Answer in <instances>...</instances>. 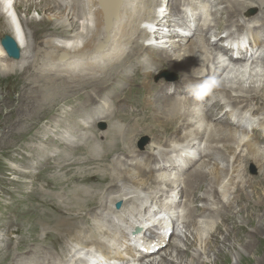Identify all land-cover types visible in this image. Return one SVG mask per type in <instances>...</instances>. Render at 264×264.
<instances>
[{
    "label": "bare ground",
    "instance_id": "bare-ground-1",
    "mask_svg": "<svg viewBox=\"0 0 264 264\" xmlns=\"http://www.w3.org/2000/svg\"><path fill=\"white\" fill-rule=\"evenodd\" d=\"M37 1L0 0V24L2 26L0 39L9 36L19 53L17 59L8 57L0 43V81L11 80L13 84L15 82V85L19 86V91L16 90L19 98L15 101H13L14 98L11 99L6 95L7 90L3 85L0 87V156L3 158L6 155L4 150L7 147L4 144L6 140H10L8 143L10 149L21 146L25 152L30 150L29 154H32V149L36 150V147L50 145V142H59L58 135H55L56 138H54L51 131L46 128H67L72 133L68 135L73 141L62 143L64 148L62 147L63 149L58 152L55 150L56 153H60L53 160L54 163L52 162L55 166H63L60 170L61 174L55 173L50 178L54 183L50 179L44 182L45 188L48 185H52L53 188L63 187L62 192L54 193L52 196L69 201V204L63 201L67 207L73 206V208L68 207L64 212L81 214L84 211L86 214L93 215H87V223H91V218L95 217L101 218L105 224L108 221L112 222L114 226H118V222H121L122 229L126 231V226L129 225L131 218L142 212L141 209H138L142 202L149 201L151 205L155 206H157L156 203H159L155 214H159L163 209L165 211L164 221L171 225V230L179 223L181 226L179 231L183 235L184 242L183 239L172 241L169 248L157 253V250H154L155 247H151V245L158 246L160 243H164L170 234L164 232L160 235L150 229L147 230L148 240L135 241V247L128 245L131 249L140 247L145 253H139L136 258L135 254L127 252V256L136 261V264H191L195 260L197 264H210L206 259H203L206 248L212 241L208 235L212 236L220 227L216 226L215 232H211L212 225L196 223L197 214L200 216L215 214L217 218L224 220L225 216L232 215L235 210L234 202L239 197L238 193L242 195L243 200L249 198L242 189L243 185L249 184L248 179H244V181L240 180L237 194L231 200L227 197L230 201L225 199L228 211L222 213L221 209L214 211L207 208L209 207L208 203L219 204L216 203L217 200L224 201L227 194L226 190L224 192L223 188H220L229 174L228 165L230 159L234 157L233 146L242 145L246 158L261 164L263 168L260 169V172L264 174V135L260 134L257 137L256 134L239 133L233 126L226 125L224 104H221L219 100L211 102L212 98L219 99L221 97L223 101L227 100L226 104L233 107L230 110L231 115L239 112L241 116L246 114L248 119L251 114H255V111L250 105L251 101H247L245 97L260 96L264 99V63L253 65L255 64L252 59L254 55L248 56L246 54L247 47L244 45H239L238 49L245 48V54L242 52L241 57L233 58L230 60L232 62H225L228 52L221 45L222 35L218 32V30L229 26L227 21L229 19L234 28L233 34L245 33L248 13L243 11L248 8L247 3H244L246 1L213 0V3L206 2L211 8H216L212 12L209 11L212 17L215 16V23L216 14L227 15L224 22H220L214 32L208 26L198 25L199 17L196 14L198 6L207 7L200 5L204 2L203 0H121L117 17L111 19L108 30L105 29L103 12L98 0H42L40 3ZM255 1L260 3L258 7L264 9L263 0ZM222 4L224 6L220 9L219 6ZM181 5L188 6L192 12H195L190 15L188 22L182 21L184 13L180 9ZM243 8L245 9L243 10ZM12 10L14 21L10 18ZM22 13L24 18L21 16ZM221 24L223 26L220 27ZM260 25L264 29V17L261 18ZM258 27L259 25H256L253 29ZM180 31L182 34L178 33ZM211 32L213 34L207 37L206 35ZM203 34L205 35L203 36ZM106 37L108 38L106 39ZM246 38L248 41L243 36L233 39L236 43L247 42L249 44L251 42L255 47L264 44L257 38L253 40ZM100 44L101 46H99ZM61 54L66 57L59 59ZM219 54L224 55V59H220ZM231 64L234 65L231 66ZM159 67L164 72L174 73L178 79L175 78L176 81L163 80V83H158L157 87L153 89L152 86H148L146 79ZM247 67L249 77L260 75L258 81L252 79L243 81L241 74L246 71ZM162 70L154 78L162 76L160 78L162 79L165 75L162 74L164 73L161 72ZM259 71L260 73H258ZM136 72H141L145 78L141 84L144 97L137 110L142 111L143 114L149 113L146 115L152 124V130L147 131V138L152 144L149 149L153 151L161 149L158 153L160 156L158 155L159 158H156L149 152L145 157L143 153L124 148L120 153L123 157L129 158V161L121 159L118 152L116 154L118 157L112 155L111 164H100L99 162L107 160L118 148L113 149L114 146H117L114 138L120 133L119 135L113 134L111 123L107 126L106 132L95 129L94 124L96 122L98 124V121L102 119L108 121L113 116L116 117L118 108L130 105L125 102V97L122 98L123 87L130 86L131 81L137 79ZM110 85L113 88L109 89ZM211 88L213 89L210 91ZM208 92L215 93L216 96L209 98ZM187 93L191 95L190 98L186 96ZM193 93L197 96H194ZM73 96L76 97L72 98V107L68 111L69 108L65 109L66 104ZM82 97L84 100L76 104V101ZM204 97L206 99L202 100ZM102 101L110 103L108 109H105L107 106L100 105ZM206 101L208 102L206 103ZM11 102L12 104L17 103L19 106L13 107ZM208 103H211V106H207ZM59 111L64 114V118L55 124ZM47 113H51L49 119H45L44 114ZM86 115H89L91 120L89 122L86 120L87 125L86 123L85 125L80 124L79 118L84 119ZM41 121H43L42 125ZM18 123L21 125L15 128L14 126ZM33 125L39 135L31 136L29 141L23 142L22 139ZM138 125L144 127V124ZM121 126L119 125V127ZM119 127L116 128L119 129ZM261 129L263 130V126ZM79 130H84L83 136V132L75 133V131L80 132ZM133 133L135 132L131 131L130 134H125L126 142ZM162 134L163 136H161ZM99 136L106 142L98 143L99 145L94 143L99 141ZM202 142L204 147L199 148ZM82 143L87 149L85 152L77 146ZM221 146L225 147L227 152L221 149ZM102 148L106 153L105 156L100 151ZM239 149L241 148L239 147ZM188 151L194 153L193 157L188 154ZM169 153L171 154L169 155ZM172 153H176L174 157H172ZM227 153L230 157H227ZM51 155L48 151L37 150L32 156L27 155L20 160L18 157L17 163L21 164V161L23 165L32 163L27 166L28 169H31L28 175L24 176L31 179L38 175L32 170H36L41 163L48 161L47 159ZM178 158L184 162L186 168L197 161L201 162L197 168L194 167L185 175L184 179H181L186 168L184 170L179 168L181 162ZM218 158L226 163L224 173L219 169ZM12 161H16V159ZM36 161L37 163H35ZM80 162H86V167L82 168L83 170L78 169L76 173H71L73 176L67 179L71 170L68 168L69 165L64 166V164ZM146 162L152 166L150 168L144 166L143 164ZM17 163L12 165V172L16 176L23 177L21 167H17ZM95 165L96 170L93 173L86 172L87 166ZM239 165L238 163L236 174L239 172ZM106 169L113 170L111 173H107ZM66 170H69V173ZM162 171L168 173V176L165 173L161 175ZM169 175L175 177L171 178ZM85 178L97 179L98 182L105 183L106 186L103 187L105 192L92 191V194H89L85 190L79 189L76 182ZM71 182L76 183L72 186L73 189L69 187ZM229 185L227 184V186ZM113 191L116 192L113 193ZM40 193L41 191L39 195ZM87 200L94 201L93 210L85 208L84 204ZM197 203L205 205L199 204L198 206ZM191 204H193L192 208ZM152 209L155 211L153 206ZM182 209L185 210L183 218L182 214L177 213ZM113 210H116L117 215H113L111 218V214L115 213ZM78 211L80 212L76 213ZM76 218L86 221L83 216ZM250 218L243 221L234 215L232 217L233 225L226 226L219 231L221 236H224L221 242L219 240V243H225L232 236L230 232L234 228L239 232H244L245 226L251 227L252 219ZM66 223L59 218L52 229L67 232L74 226V223L72 221ZM85 225L82 223L81 227L83 228ZM163 227L165 228V226ZM254 230L256 231L253 228ZM79 234L81 232L73 237L70 236L76 242L73 244L75 247L80 250L100 249L105 259L110 261L120 259V263H124V251H113L114 242L110 239L112 233L109 231H101V234L107 238L106 243L101 242L95 234L84 237ZM125 238H127L126 234ZM260 240L256 243L261 244ZM256 243L253 245L254 248ZM187 244H190L191 247L195 246L192 249V254L187 251L189 249L186 248ZM71 248L73 247L71 246ZM211 248H215L214 244ZM80 250L75 256H78ZM220 250L213 259V264H218V261L221 264H229L228 256ZM256 256L257 252L255 251L253 264H258ZM237 258L236 264L246 263L243 253H238ZM51 262H53V258L49 256L47 264ZM74 262V259H69L60 261L58 264H74Z\"/></svg>",
    "mask_w": 264,
    "mask_h": 264
},
{
    "label": "rangeland",
    "instance_id": "rangeland-1",
    "mask_svg": "<svg viewBox=\"0 0 264 264\" xmlns=\"http://www.w3.org/2000/svg\"><path fill=\"white\" fill-rule=\"evenodd\" d=\"M34 1L36 2L37 0H34ZM41 1L42 0H38L37 2L40 3ZM245 1H248V0H245ZM252 2H254L257 5V7L260 5V3L258 1H255V0H250L249 1V3H251V4L249 5V7L247 9L244 10V12L248 13V17L249 18H254L256 15L261 14V13L264 12V9H255L256 6ZM262 3H264V0H263ZM251 6H253L255 8L253 9V7H251ZM21 16L24 18V14L23 13L21 14ZM35 17L37 18L36 14H35ZM225 18H226L225 14H219V23L220 22H224ZM219 23H218V25H219ZM221 26H223V25L221 24L220 27ZM1 27L2 26L0 24V31L2 30ZM225 29H228V28L226 27L223 30H225ZM223 30H218V32H220V35L222 34ZM212 31L214 32V30H212ZM213 32H211L209 35H206V36L210 37L211 34H213ZM191 36L194 37V35H191ZM4 37H2L0 39V43H1V40ZM7 37H9V36H7ZM190 38H192V37H190ZM219 56H220V59H224V57H223L224 55L219 54ZM261 62H264V61L263 60L257 61V63L259 65H262ZM257 63H255L253 65H256ZM1 65H3V64H1ZM232 65H234V64H231V66ZM160 70H162L161 67H159L158 69L153 71L151 73V76L146 79V83H148V86L149 85L152 86L153 89L155 87H157L158 83H163V80L164 81H166V80L167 81H176L178 79V77L174 73L167 72V71L164 72L163 70L161 72H164L162 74H165V75H163L162 79H160L162 76L160 78L159 77L158 78H154L155 75L158 72H160ZM258 73H260V71ZM248 74L249 73H248V67H247L246 71L241 74V78H243V81H247V79H252L254 81H258L259 80V76L260 75H252V76L249 77ZM252 74H254V73H252ZM136 78L137 79H135L134 81H131V83H130L131 85L130 86H124L123 87L124 94L122 92V94H123L122 98L125 97L124 98L125 102L130 104V105H126L124 107L118 108L117 109V113L119 115L117 114L116 117L113 116L112 118L108 119V121H107V119H104V120L102 119V120L98 121V124H97V122L94 124L95 129L97 128L101 132H103V130H104V132H106L107 128H108L107 126L110 125V123H111L112 124L111 125L112 126L111 130L113 129L112 130L113 134L114 135L115 134L119 135V133H120L119 136H116L114 138L117 146H114L113 149H116V147H118V148L116 149V151L114 153H112L108 157L107 160H105L104 162H99L100 164L109 165L112 162L110 159L113 156L118 157L120 155L122 157V155L120 154V151L124 150V148L125 149H131V150L136 151V152H138L140 154L143 153L145 155V157L147 156V152L153 151L152 149L151 150L149 149V146L152 145V144L147 138V131H151L152 130V127H151L152 124L149 121V117H146V115H148L149 113L148 114L147 113L143 114L142 111L137 110V109H139V105L142 104V101H143V97H144V93L143 92H144V90L141 88L142 87L141 84L143 83L145 78L141 74V72H136ZM175 78H176V80H175ZM15 84L16 83L14 82V84H13L11 82V80H6L5 82H1L0 81V87H2V85H3L4 88H6V90H7L6 91V95L11 97V99L14 98L13 101H15L16 99L19 98V96H17L19 94H18V92H16V90L19 91V86H16ZM111 88H113L112 85L109 86V89H111ZM9 89H11V90H9ZM212 89L213 88H211L209 90L211 91ZM75 97L76 96H73V97L69 98V103L66 104L67 105L66 108L64 107L65 109L69 108L68 111L71 110L70 108L72 107L71 106L72 98L75 99ZM83 100L84 99L82 97L80 100L76 101V104H77V102L79 104V102L80 101L82 102ZM101 103H102V104H100L101 106L102 105L104 107L107 106L105 109H108V107L110 105L109 102L102 101ZM10 104H12V102ZM12 106L13 107H17V106H19V104L17 105V103H15V104L13 103ZM15 113H17V111ZM17 114H19V113H17ZM44 116L46 117L45 119H49V116H51V113L44 114ZM84 117L85 118L84 119L82 118L83 120H79V122L83 123L84 125L86 123V125H87L88 124L87 122H89L91 120V118H90L89 115H86ZM63 118H64V114L59 111V116L56 117V120H55L54 123L56 124L57 121H62ZM86 120H87V122H86ZM113 120H115V121H113ZM43 121L40 122L41 125L43 124ZM138 124H144V127H142L141 125H138ZM19 125H21V123H18L14 127L16 128ZM119 125H122V126L119 127ZM34 127L35 126L33 125L28 130L27 134L22 139L23 142L29 141V138L31 136L39 135V132ZM116 127H119V129L116 128ZM132 128H133V130H132ZM136 128H137V130H136ZM145 128H147V129H145ZM46 129L51 131L52 134L54 133L53 134L54 138H56L55 135H58L57 139H60L61 142L60 143H58V142H53V143L50 142V145H44V146L39 147V148L36 147V150L32 149V154L31 153L29 154L30 150L25 152L24 149L21 146H18L16 148L13 147L12 148L13 150H12V149L9 148V144H8L10 140H6L4 142V144L7 145V147L4 149L6 155H4L3 158L0 156V173H1L0 174V227H1L0 228V235L2 233L6 234V236H7V244L4 241H2V242L0 241V246H5L6 245L7 246V250H6V252H4L5 251L4 249H3V251L0 250V262H1L0 264H11L13 262L19 263V255L30 256L31 255L30 253L32 251H36V250H39L41 248L44 249L43 247H41V243L42 242H40L39 240H41L40 238H42V235L45 232H48L49 235L53 236L56 239H58V237L60 235L62 237V235L65 234V233H67V234H76V232L78 231L77 225H80V223L82 222V220L80 218H76V217L83 216V217L87 218V215H90L88 213L86 214V212H84V211L81 214H72V213L70 214V213L64 212L65 209H67L68 207L73 208V206H68L67 207V206H65L66 204H64L63 201L65 203H68V204L70 203L69 201H67L64 198L60 199V198H56V197L52 196L54 193L62 192V188L63 187L53 188L52 185H48L46 188L44 187V185H45L44 182L47 181V179L49 180L51 177H53L55 175V173L61 174L60 170L62 169L63 166L62 167H58V166H55L53 164L54 163L53 160H55L56 156L60 153V152L56 153L55 150L57 152L61 151L64 148L63 147L64 145H62V143L67 142V141H73L71 138H69V135H68L69 133L67 132L66 128H57V129L54 128L53 129V127H51V128H46ZM114 129H117V130L115 131ZM1 131H2V129H1ZM79 131L80 132L75 131V133L79 134V133L83 132L82 133V136H83L84 130H79ZM131 131H133L135 133H133V135H131L130 138L128 137L127 138V142H126L124 137L127 134H130ZM254 134H260V133L257 132V131H254ZM60 135H63V136L61 137ZM64 136H66V137L64 138ZM161 136H163V134ZM91 139H93V138L91 137ZM102 139L103 138L101 136H99V139H98L99 141H95L94 143H96L97 145H99L98 143H101V142L105 143L106 140H104V139L102 140ZM129 140H130V142H129ZM83 144L84 143H82L80 145H77V146H78L79 149L82 148V150L85 152L87 149L83 146ZM126 144L128 146L127 148H126ZM129 145H130V147L131 146L132 147L130 148ZM239 147L241 149H239ZM239 147H238V150H237V152H239V154H238V156L236 155L237 156L236 160L238 162L235 161L233 163L232 162L233 159H231L232 163L230 162V164L228 165V170L229 169H233V167H235L236 165H237V168H238V163L240 164L239 165V172H238V174H236L237 175L236 176V181L238 182V185H239L240 180L244 181V179H248L249 184L248 185H246V184L243 185L242 189L245 191V193L248 195L249 198L247 200L246 199L243 200L242 199V195L240 193H238L239 197L234 202L235 210L232 212V215L224 217V220H223L224 222H222V224H219L220 221L218 219H216V220H207V222L208 221L209 222L213 221L214 223L219 224V225H216V226L220 227V229H218L216 231V233L213 234L212 236L207 234L208 237L212 238V241L210 242V246L206 248L205 255H204L203 259H206V261L209 262L210 264L214 263L213 259H215V256L218 253L219 249H221L228 256L229 264H236L237 263V261H238V258H237L238 253H241V254L243 253L244 254L245 262H246L245 264H253L252 261H253L254 252L255 251L257 252L256 258L258 259L257 260L258 264H264V174L262 172H260V169L263 168V166H261V164H259V163H254L253 161H251L248 158H246V153H244V149L242 148V145L239 146ZM37 150L48 151L49 154H52V155L47 159L48 161L41 163L38 166V168H36V170H32L34 173L35 172L38 173V175L35 178H31V179L25 178L24 176L28 175V172L31 170V169H28L27 166L31 165L32 163L23 165L22 161H21V164H19V163H17V159H18V157H19V160L23 159L27 155L28 156H32L34 154V152L37 151ZM140 150H143V151L141 152ZM100 151H101L103 156L106 155V153L104 151V148L100 149ZM240 151H242V152H240ZM117 153H118V156L116 155ZM228 156L230 157L229 153H227V157ZM11 158H13V159H11ZM15 159H16V161H12V160H15ZM25 160H27V159H25ZM15 162L17 163V167H21L20 169L22 171L23 177L22 176H16L15 174H13V172H12L13 168H11V167H12V165L16 164ZM200 162L201 161H197V162H195V164H192V165L188 166V168H186L185 172L183 173V176L181 177V179H184L185 175L188 172H190V170H193L194 167L197 168V166L200 164ZM35 163H37V161ZM218 163H220L219 164V169H221V172L224 173L226 171V168H225L226 163H225V161H222V160L219 159ZM222 164H223V166H222ZM232 164L235 165V166H233ZM66 165H69L70 167H68V168L71 170L70 173H69V170H66V172L68 171L67 173H69V175L67 176V179H68V178L73 176V174H71V173H74V172L76 173V171L78 169L83 170L82 168L86 167V162L64 164V166H66ZM230 166H231V168H230ZM95 168H96V165L92 166V167H88L87 166L88 170L87 171L85 170V171L87 173H93V171L96 170ZM16 169H18V168H16ZM111 170H113V169H110L109 170L110 172H109L106 169V172L107 173H111ZM169 177H171V178L173 177L174 178L175 176H172V175L170 176L169 175ZM30 181L32 183H29ZM50 181L52 183H54L52 181V179H50ZM106 182H107V180H106ZM237 182H235V186H237ZM27 183H29V184H27ZM76 183L78 184L77 186H78L79 189H83L89 194H92L91 193L92 191H95V192L98 191V193H100V192L104 193L105 192L104 188H105L106 184L98 182L97 179H92V178L79 179ZM76 183L71 182L70 185H69L70 189H73L74 187H72V186L74 184L76 185ZM229 184L230 183H228V185ZM229 186L232 188L231 184ZM229 186H227V184H225L224 189L226 190V192L231 191L232 193H234L236 189L232 191V190H230ZM220 189H222V187ZM238 189L239 188L237 187V191H238ZM40 191H41V193H40L41 196L39 195ZM30 192H32V193H30ZM236 194H237V192H236ZM236 194H234V195H236ZM93 195H98V194H93ZM103 196H101V197H103ZM227 197H229L230 200H231V198L233 196H229L228 194H226V196L224 198V201L222 203L217 202V203H219L217 205H219L222 213L228 211V206H227V204L225 202H226V200L227 201H230V200ZM258 201H260V202H258ZM83 202H84V199H83ZM93 203H94L93 200H87L85 202L84 206H85V208H90V210H93L92 209L93 208ZM199 204L201 205L202 203H197L198 206H199ZM242 205H243V207H242ZM190 207L192 208L193 204H191ZM215 207H213V209H215ZM61 208H63V210H61ZM79 212L80 211H78L76 213H79ZM248 214H250V215H248ZM234 215H235L236 218H239V219H241L243 217L241 219L243 221H245L247 218L251 217L250 219H252V222H251L252 226L251 227L249 226V228L245 226L244 232H239L238 229L234 228L230 232L232 234V236H234V237H232V236L229 237L228 240L225 243H219V240L221 242L222 238L224 237V236H221V232H219V231L223 230L224 227H226V226L227 227H231L233 225L234 220L232 221V217ZM213 217H216L215 214L213 215ZM59 218L64 220L65 223L66 222L68 223L69 221H72L74 223V226L70 230H68L67 232H63V231H61V232L59 231L58 232L57 230L55 231V229H52V227L55 225L56 221ZM230 218H231V220H230ZM203 220L201 222H205ZM16 223H17V225H16ZM87 224H89V223H87ZM176 226H178V227H176ZM176 226H175V229L172 230V234H170L168 236V240L166 239V241L164 243H160V245H158V246L157 245L153 246V247H158L157 248V253H160V252H162V250H165L166 248H169V245L171 244L172 241H175V240L179 241V239H183V235L179 231L180 228H181L180 224L177 223ZM216 226L215 225L211 226V228H212V229L210 228L212 230L211 232H215V227ZM43 227L47 228L46 229L47 231L46 230L44 231ZM48 228H50V229H48ZM253 228L256 229V231L255 230L253 231ZM236 231H237V233H236ZM68 237H70V236H67V238ZM255 237H256V239H255ZM259 239H261L260 240L261 244L260 243H256ZM190 241L192 242V240H190ZM183 242H184V239H183ZM183 242H181V245H183ZM253 242L256 243L255 248L253 247V245L255 244ZM213 244H214L215 248H211ZM245 244L246 245L248 244V245L246 246ZM37 245H39L40 247L37 246ZM57 245H58V242L56 243L54 248H56ZM62 245H63V242H62ZM34 246H36V247H34ZM186 248L187 249L189 248L187 251H189V253L192 254L191 253L192 249H194L195 246L193 245L191 247L190 244H187ZM46 249H44L43 252H44V254L46 253L45 254L46 256H48V252L47 251L48 250L52 251V249L48 248V247ZM184 249H185V247H184ZM61 250H62V252L64 251L63 248ZM190 257H191V255H190ZM187 258H189V257H187ZM190 260H191V258H190ZM194 262H192L191 264H197L196 260ZM217 263L221 264L220 261H218ZM22 264H29V262L23 260Z\"/></svg>",
    "mask_w": 264,
    "mask_h": 264
},
{
    "label": "water",
    "instance_id": "water-1",
    "mask_svg": "<svg viewBox=\"0 0 264 264\" xmlns=\"http://www.w3.org/2000/svg\"><path fill=\"white\" fill-rule=\"evenodd\" d=\"M121 0H98V3L103 12V20L105 22V29L108 30L111 19L117 17V10L120 5ZM108 37H106L107 39ZM1 45L5 50L8 57L12 59H17L19 57L18 50L13 42V40L7 36L1 41ZM101 46V45H99ZM63 54L60 55V59L64 58Z\"/></svg>",
    "mask_w": 264,
    "mask_h": 264
}]
</instances>
